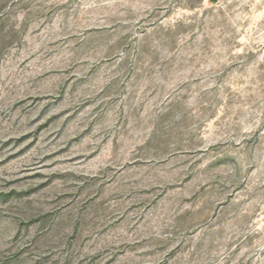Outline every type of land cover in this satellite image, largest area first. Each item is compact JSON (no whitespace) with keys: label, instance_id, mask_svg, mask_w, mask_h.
<instances>
[{"label":"rangeland","instance_id":"rangeland-1","mask_svg":"<svg viewBox=\"0 0 264 264\" xmlns=\"http://www.w3.org/2000/svg\"><path fill=\"white\" fill-rule=\"evenodd\" d=\"M0 264H264V0H0Z\"/></svg>","mask_w":264,"mask_h":264}]
</instances>
